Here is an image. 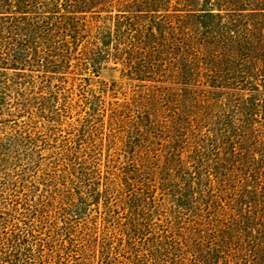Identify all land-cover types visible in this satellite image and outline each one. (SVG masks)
Segmentation results:
<instances>
[{"label": "trees", "instance_id": "obj_1", "mask_svg": "<svg viewBox=\"0 0 264 264\" xmlns=\"http://www.w3.org/2000/svg\"><path fill=\"white\" fill-rule=\"evenodd\" d=\"M173 82L167 176L145 177ZM11 160L0 264H264V0H0Z\"/></svg>", "mask_w": 264, "mask_h": 264}, {"label": "rangeland", "instance_id": "obj_2", "mask_svg": "<svg viewBox=\"0 0 264 264\" xmlns=\"http://www.w3.org/2000/svg\"><path fill=\"white\" fill-rule=\"evenodd\" d=\"M112 64L109 63L108 67L105 69H102L99 73L98 80L104 81V82H111L113 80L121 82L120 74L118 69L112 68ZM97 79V78H96ZM132 84V83H131ZM124 85V88H132V85ZM164 84H162L163 86ZM165 86V85H164ZM160 89H155L154 95L158 93ZM174 82L173 83H167L164 89H162V92L157 96L159 101L157 104H155L154 107L151 108V112H156L155 117V125L149 128L147 133L145 134V139L143 140L144 147L140 148L141 153H143V159L145 161L144 164V170L143 175L145 177H166V167L167 162L165 158H162L159 156L161 152H164V150L168 149L170 145V141L174 139ZM144 104V103H143ZM125 139V138H124ZM166 145V147H165ZM42 156H36L37 159H34L33 165L36 167L37 162L39 163V166L37 168L39 169V173H41V182L46 180L48 178V172L49 166L46 162L47 155ZM24 162V161H22ZM20 162V163H22ZM17 165V164H16ZM13 168V161H9L4 164H0V175L1 172L4 170H11ZM40 187H43L42 185ZM71 264H75V261H72Z\"/></svg>", "mask_w": 264, "mask_h": 264}]
</instances>
